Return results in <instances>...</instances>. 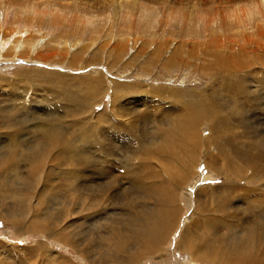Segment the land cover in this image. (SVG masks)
Instances as JSON below:
<instances>
[{
	"label": "bare ground",
	"instance_id": "1",
	"mask_svg": "<svg viewBox=\"0 0 264 264\" xmlns=\"http://www.w3.org/2000/svg\"><path fill=\"white\" fill-rule=\"evenodd\" d=\"M175 1L177 0H171L173 5L181 6L180 3H176ZM233 1L236 5H238L237 8L239 9V5H246L253 0H203L197 3L196 0H188L187 5L189 7L193 6L192 10H194L195 8H202L203 6L206 7L216 2L231 3ZM113 3L111 5H113L115 8L117 7L119 13L122 8H127V5H136L137 0H118ZM107 4L108 3H106V5ZM87 7L90 6L87 5ZM3 8L4 6L2 7V9ZM241 8L240 11H242ZM127 12L129 13V11ZM242 13H244V11H242ZM37 14L39 15V13ZM72 15L71 17L73 18ZM248 15H251V13H249ZM54 18L56 17L54 16ZM73 20H70V22ZM262 20L264 19L262 18ZM254 23L256 22L254 21ZM248 27L251 26L248 25ZM263 28H261V31L258 30L262 34H264ZM24 33L27 34L26 32ZM5 34L8 35L7 32ZM21 35L23 38L24 35ZM29 36L30 35L28 34L24 36V42L21 39L17 40V46L12 47L11 45L10 47L8 45L9 43L1 44L0 61L3 59L5 60L6 58H10L12 60L22 58L26 61H29L30 59H44L45 56H55L56 58V49L55 51L52 50L49 44H44V40H39L36 43L32 44L30 48L26 49L27 47L25 48L24 43L27 44V39L29 38ZM127 40H130V38ZM133 40H135V38ZM62 42L64 43L65 41ZM166 42L167 45H172L170 41ZM81 45H72L71 42L70 44L68 43L65 50L64 48H58L59 50L65 51L63 55L61 54L62 56L60 60L64 61L65 59H68L70 63H72L71 65L78 64L77 66L81 65L83 60L86 59L87 61L89 60V58L91 60L89 64H92L93 61L94 63H101V59L95 58L92 55H99L104 52V46H100L99 48L97 46L96 48H94L95 45L92 44H88L90 45L88 47ZM134 45H132V47ZM222 46L223 45L218 43V45H215V47H217L216 50L218 51V49H220L221 51ZM177 47H179V45L173 46L171 49H174V51L176 52V56L179 50ZM109 48L111 49L109 54H112V56L109 55V57H113L112 60L110 58L109 61H111V63L114 65L118 64L121 60V58H118L119 55L121 53L123 55L124 52L128 51L127 46H124L123 48L119 47L122 50L115 45ZM159 49H162L164 51L165 46L164 48L163 46H161L159 47ZM29 54L31 55V57L27 56ZM142 56H140L139 58H141ZM143 61L145 67L156 63L162 65L164 68L172 69L174 58L164 59L159 56L149 55L148 57L143 58ZM209 66L212 69L214 75H216L218 79L222 81L226 88L229 87L235 89L234 87L236 85L238 86V84H236L238 80L236 82H232L229 80V78L239 79L238 75L240 73L233 71V67L231 66V64L226 63L222 58V53L214 55L211 62H209ZM73 73L75 74L76 72ZM99 74L100 73H98V75ZM212 77L213 76H211V78ZM247 77L248 76H246L245 78ZM63 80V74H52L46 71L22 72L17 73L13 78L6 79L0 77V97H2V99L6 97L9 99L13 98V101H16L14 104L10 103V106L1 109H5V112L15 110L24 115L27 114L25 113L26 111L30 110L33 107L36 109L41 108L43 110H41L42 112L36 114L35 116L30 115L32 117V120L29 118L30 116L28 114L26 118L27 121H31L32 123L33 121H36L35 123L38 124H34L33 127H36L38 129L43 128L40 134H46L44 137H42V141L38 144L40 151H34V154L30 155L29 152L33 151V149L31 148H28L25 151L20 150V147L19 149L15 148L17 141L16 134L12 135V133L8 132L3 135L4 133H0L3 138L5 136L6 144H4L3 142L2 143L4 145H7L8 148V152L6 154L7 156H5V159L0 155L4 159V162H2L0 166V200L7 196L10 197V200L12 201L11 204L14 205L15 210L13 214H9L8 212L9 215L4 213L3 211H0V221L11 222V224L16 227L17 235L21 238H25V236L30 233H38L47 236L49 239H51V242L53 241V243L50 244H48L47 242H41L39 244H36L34 247L6 245L0 242V250L2 251V255H4L0 259V264H84L88 262L92 263V254L98 261L95 262V264H145L148 261H162L163 264L166 263V258L171 253L168 245L173 239V233L178 228L182 218H184L183 216L186 213V209L189 208L188 206H186L189 204H185L183 201L184 198L182 190L183 187L188 185L191 181L196 179L200 181L201 177L199 175L198 167H201L200 162L203 152L206 156L211 157V160H207V168L209 170H212L214 173H221L223 175L222 177L228 182L225 186L220 187H212L206 185L197 190L195 192L196 194L194 193L196 204L194 216L189 222H185L184 229L180 233L181 235L175 241V249L189 256V259L185 262V264H264V193H262L263 190H257L256 188L255 191H247L243 187L244 184L241 185L237 181L242 180L249 182L255 180L258 182V179H264V156L261 155L260 152V155L253 156V153H249V149L243 150L246 148H242L238 145L233 147L230 145V143H223V140L227 135L234 138L233 142L241 141V139H244L245 137H248V139L252 141L253 139L248 136L246 131H236V129L240 126V124H238L237 122V115L231 117L230 115L225 114L224 116L222 115L221 111H217L218 105L211 103V99L215 94H217L216 90L211 91L210 94L203 100L201 98L198 99L199 97H197L195 93V95L190 94L191 96H188L186 99H182L181 102H175L173 100L174 98L170 94L167 95L165 91L160 90L161 88L153 89L155 85H153L154 87L149 91L148 88L145 90H138L136 89L138 87L127 88L126 85L125 87L123 84H115L114 88L112 87V103L110 102L112 104V107L110 108L111 111L109 112L108 109L105 108L101 112L97 113L96 106L102 102V97L107 92L105 88H102L99 83H95L94 86H91L92 84H87V81H72L71 83H69V86L74 88L75 90H72V88L66 89V84H64L63 86L61 85V81L63 82ZM245 81L246 80H244V82ZM243 85L244 84H242V86ZM131 86H133V84ZM139 87L145 88V86L143 85ZM195 91L197 92V90ZM133 92H135L136 95L139 92H143V95L146 96L127 99L128 95ZM235 92H237V90H235ZM234 101L235 106L233 109L236 112L238 100L236 99ZM5 102L7 101L5 100ZM160 104H164L163 111L164 114H168L167 116L169 118L166 116L168 118V121L170 122L172 116L173 118H175V120H177L175 121L177 123H175V125L174 123H168V125L165 124L168 127L166 131L161 130L163 127H160L161 129L158 128L159 130H157L156 128V131H159V135L161 134L160 136L162 137H160L159 141L157 142L156 139L155 143H151L148 147L143 146V144H145L143 142V144H140L127 141L129 142L127 144L128 146L126 145L124 147L126 155L121 156V161L123 162L119 164V167L121 169H124L123 179L124 183L126 184L124 190L129 191V200L130 198H132V201L127 202V211H124V209L116 211L115 209L117 207L114 209V203L113 201H110L108 199V194H104L103 190H99L100 188L93 192L92 187L94 184L90 189L80 188L76 190L75 193L77 194L79 200H70L66 205H63L62 210L50 208V206H53V202L58 199L55 198V194L63 191L64 189H62L61 187L65 186L64 182L66 183V181H62L61 179L57 178V175L59 176L61 172L57 169L58 164L56 163V161L58 160L54 161V159L58 157L71 158L76 155H80L85 159L87 156L85 150L81 149L79 151V149L76 150L71 148V145L76 142V139L61 137L62 134L59 136L57 132L58 130L60 131L61 129L66 128V125H72L73 127L78 126V128L80 126L81 129L85 131L81 134L83 138H80L79 140L82 145H85L87 143L95 144L100 140L101 146L108 144L109 147L113 148L115 143L119 140H117V136L112 135L111 128H113L117 132H121L123 128H126L127 133L130 134L129 130L134 131L137 129L136 123L139 118L136 121L131 119L136 118L137 116L134 115L139 114L135 111H142L141 107L146 108V106H153L155 107V111H153V113H155L158 109H162L160 108ZM43 106H48L49 108L45 109L43 108ZM184 108H186L187 110L183 113ZM148 110L145 109L144 113L148 112ZM69 111H73L78 115H81V117L83 116V120L79 119L80 121H75L76 119L74 118H70L71 120H67L68 118L66 117ZM126 111H131L132 113L127 114ZM241 111L242 110H240V112ZM173 120L174 119H172V121ZM21 121L18 122L19 124L14 126L20 125ZM238 121L240 122V120ZM45 122H54L55 124L52 126H48ZM204 122L209 124L210 126L209 135H205L203 129L200 130V126ZM164 123H167V121H165ZM99 128L100 131L104 133L100 134L101 138L99 137V134H97V130ZM13 129H15V127ZM152 129L155 130V128ZM73 130L74 132L76 131L75 127ZM154 130L151 131V133H155L156 131ZM5 131H7V129ZM98 150L102 152V149ZM213 151L216 152L219 157H216V154L214 155ZM17 153L21 155V157L24 159V162H26V165H28L29 163L30 166H28L29 169H27L29 171L28 173H31L34 177L31 189L33 191V195L30 197L31 202L29 200L24 202L22 209H20L22 196L19 192H17V190H19V186L15 182L17 179V174H15V172L19 170V167L21 165V163L19 164L17 160ZM130 157L132 158L133 162L131 161L128 165H126V163L124 164V162H128L129 159H131ZM49 160L51 162H49ZM52 161L54 162V164ZM88 162L84 163L87 164ZM84 163H78L76 172H73L72 174L68 173V177H70L72 180L66 183L69 190H75L73 188L74 186H76L75 180L87 176V173L89 174L87 170H84V167L87 166H85ZM68 170L69 171L67 172H70V168ZM11 172H14V174H11ZM109 175L114 176L115 171L113 170L109 172ZM207 176L210 177V175ZM89 177L90 175L88 176V179ZM57 181L58 183L56 187L55 183ZM205 181H208V178H205ZM260 186H264V184L261 183ZM50 187L57 188V190L53 194H48L45 199H42L45 197V192H48ZM112 188L114 189L111 184V186L106 188V192L110 191V189ZM139 190L146 191V195H144L145 192L143 195L146 197V202H148L149 205L145 202L144 199V206L138 205L141 202L134 201V197H138L139 195ZM85 191L86 193L90 191V196L87 194H81V192ZM37 196L39 197L38 200H36ZM141 199L142 197L140 198V200ZM237 200H239V202H237ZM1 205H3L2 202ZM254 205H259L260 210H250L251 212L248 211L250 213L248 214L245 207L248 206L249 208H251V206ZM1 207L3 208V206ZM123 207L125 206L123 205ZM245 212L248 215V219L250 221L246 220ZM123 215L127 216H124V218L121 219V216ZM85 224L94 226L95 229L102 235L100 237V241L101 244L103 243L102 248L104 249L100 248L99 252H96L95 249L89 252L90 242L84 245L81 244V240L83 241V239H78L80 234L76 231V225L78 226V229H81ZM58 243L65 246L66 249L64 250L66 251L68 247L72 248V250L76 253V258H71L64 253L65 251L62 254L55 250L54 246L58 245Z\"/></svg>",
	"mask_w": 264,
	"mask_h": 264
},
{
	"label": "rangeland",
	"instance_id": "2",
	"mask_svg": "<svg viewBox=\"0 0 264 264\" xmlns=\"http://www.w3.org/2000/svg\"><path fill=\"white\" fill-rule=\"evenodd\" d=\"M103 1L108 4L106 5V3H104ZM112 1L116 2L118 0H93V1L92 0L91 1L90 0L89 1L88 0H81V1L80 0H0V8H1L0 9V45L9 43L8 45L10 47L11 45L12 47L17 46V40L21 39L24 42V38H25L24 36L28 34L30 36L27 39L28 40L27 44L24 43L25 48L27 47L26 49L30 48V46L36 43L37 41L44 40L45 41L44 44H49L50 48H52V50L54 51L56 49L55 52L57 53L56 58L55 56L54 57L45 56L46 59L45 58L36 59V60L30 59L29 61H26L25 59H22V58L15 59V60H12L10 58H6L5 60L3 59L0 61V77L3 79H6V78H13L17 73L46 71L52 74L53 73L63 74L64 80L63 82L61 81L62 83L61 85L63 86L64 84H66L65 86L66 89L72 88L69 86V83H71L72 81H77V82L87 81L88 82L87 84H90V85L92 84L91 86H94L95 83H99L102 88H105L107 90V92L102 97V102L96 106L97 113L101 112L105 108H107L109 112L111 111L110 108L112 107L111 103H112V93H113L112 89L114 88L115 84L116 85L123 84L124 86L126 85L127 88L138 87L136 88L138 90H145L148 88L149 91L150 89L154 87L153 85H155L153 89L161 88L160 90L165 91L167 95L170 94L174 98L173 100L175 102H179V101L181 102L182 99H186L188 96L195 95V93L197 97H199L198 99L201 98L203 100L210 94L211 91L216 90L217 94L213 96V98L211 99V103L218 105L217 111H221L222 115L224 116L225 114H228L231 117H233L234 115H237L236 116L237 122L238 124H240V126L238 125L239 127L236 129V131L237 130H239V132L246 131L248 136L253 139L252 141L248 139V137H245L244 139H241V141L233 142L234 138L232 136L227 135L225 139L223 140L224 141L223 143H230V145L233 147L238 145L242 148H246L243 150L249 149V153L251 154L253 153V156L260 155V153L261 155L264 156V137H263L264 136V110H263L264 109V52H263L264 51L263 49L264 48V34L259 32L262 30L261 28H263L264 26V20H262V18L264 19V9H262L264 8V0H258V1L253 0L247 3L246 5L244 4L239 5L240 8L242 6L241 10L244 11V13L240 11V8L239 9L237 8L238 5H236L234 1L231 3L230 2H225V3L216 2L206 7L203 6L202 8H195L194 10H192L193 6L189 7L187 5L188 0L175 1L176 3H180L181 6L173 5L171 0L169 1L168 0H151V1L150 0H137L136 5H127V8H122L118 13L117 7L115 8L113 5H111L113 3ZM199 1L201 2L203 0H196V3ZM80 2L83 3L84 5L81 4ZM49 3H52V4H49ZM87 5L90 7H87ZM3 6L4 8L2 9ZM127 11H129V13ZM126 12H127V15H126ZM37 13H39V15ZM71 13L72 14L74 13V14L72 15ZM249 13H251V15H248ZM71 15L73 16V18L71 17ZM54 16L56 18H54ZM74 16H76L77 19ZM57 17L59 18V20ZM70 20H73V21L70 22ZM245 21H246V25L249 23L248 25L251 27H248V25L246 27ZM254 21L257 24L254 23ZM71 26L73 27L74 30L72 29ZM6 32L8 33V35L5 34ZM24 32H26L27 34H25ZM21 34L24 35L23 38ZM128 37L130 38V40H127L129 39ZM134 38L135 40H133ZM62 41H65V42L63 43ZM166 41H170L172 45L168 44L169 45L168 46L166 44L167 43ZM71 42H72V45L82 44L81 46H87V47L90 46L88 44H92V45H95L94 48H96L97 46L98 48L100 46H104V50H103L104 52L99 54L100 56L98 54L92 55L95 58L101 59L100 60L101 63L99 62L94 63L93 61L92 64H89L91 61L90 58L87 61L86 59L83 60L82 62L83 64L81 63V65L79 66H77L78 64L71 65L72 63H70L68 59L61 61L60 58L65 51L59 50L58 48H64L65 50L68 43L70 44ZM218 43L223 45L221 48V51L220 49H218V51L216 50L217 47H215V45H218ZM114 45L117 46L118 48L119 47L123 48L124 46L128 47V51H127L128 53L124 52L123 55L121 53L118 57V58H121V60L116 65L112 64L111 61H109V59L111 58L109 57V55L112 56V54H109L111 50L109 47L114 46ZM132 45H134L135 47L134 46L132 47ZM177 45H179V47H177L179 50L176 56V52L174 51V49L173 50L171 49L173 46H177ZM161 46H163V48L165 46L164 51L162 49H159V47ZM221 53H222V58L224 59V61L226 63L231 64V66L233 67V71L241 74V75L240 74L238 75L239 79L229 78V80L232 82L234 81L236 82L238 80L236 82L238 86L236 85L234 87L235 89L229 88V87L226 88L224 84L222 83V81H220V79H218V77L214 75V73L212 72V69L209 66V62H211V60L213 59V56L221 54ZM147 55L148 56L155 55V56H159L164 59L174 58L172 69L164 68L162 65L156 64V63H153L145 67L143 58L148 57ZM27 56L31 57L30 54ZM140 56L142 57L139 58ZM37 60H39L40 62ZM73 72H76V73L74 74ZM98 73L100 74L98 75ZM245 75L248 77L245 78L246 77ZM211 76L213 77L211 78ZM244 80L246 81L244 82ZM238 82L241 84H239ZM132 84L133 86H131ZM242 84H244L243 85L244 87L242 86ZM142 85L145 86V88L139 87ZM202 89L203 90L205 89L206 91L205 90L203 91ZM72 90H75V89L72 88ZM195 90H197V92ZM235 90H237V92H235ZM248 92H251V93H248ZM141 93L139 92L136 95V93L133 92L130 95H128L127 99H133L139 96H146V95H143V92ZM6 98H3L4 99L3 100L2 97H0V133L2 134L4 133L3 135H5V133H8V132L12 133V135L16 134L17 141H16L15 148L19 149L20 147V150H23V151L27 150L28 148H31L33 149V151L29 152L30 155L34 154V151L35 152L40 151L38 144L42 141V137H44L46 134L44 133L40 134L43 128L38 129L36 127H33L34 124H38V123H35L36 121H33V123L31 121H27L26 117H27V114L29 116L30 115L35 116L36 114L42 112L43 110L41 108L36 109L33 107L30 110L26 111L25 113L27 114H24V115L15 110H12L10 112H5V109L2 110L1 108L8 107L10 106V103L14 104L16 102V101H13V98H10L11 100L9 98L7 99ZM236 99L238 100V105H237L236 112H235L233 108L235 106L234 100ZM5 100L7 102H5ZM152 107L153 106H146V108L141 107L142 111H137L135 109L136 110L135 112L136 113L138 112L139 114L134 115L137 117L131 118V119L134 121H136L138 118L139 119L137 120V123H136V128H137L136 130L131 131L128 129L130 131V134L127 133L126 128H123L121 132L120 131L117 132L116 130L111 128L112 135L117 136L119 138V139L117 138V140L119 141L115 143L113 148L109 147L108 144L101 146L100 140L96 142L95 144L87 143L85 145H82L79 142V140L80 138H83L81 134L85 131L82 130L80 126L79 128L78 126L77 127L74 126L76 129L75 132L73 130L74 127L72 125H66L67 127H69V128L66 127L67 130L66 128H64L65 127L64 126L63 127L64 129L60 130L62 133L58 130L57 132L59 136L62 134L61 137H66L69 139H76V142L74 144L72 143L73 145H71V148L76 149V150L79 149V151L81 149L85 150L87 156L85 159L82 158V156L80 155L73 156L71 157L72 159L68 157H58L54 159V161L58 160L56 161V163L58 164L57 169L58 171L61 172L59 176L57 175V178L61 179L62 181H66V183L72 181L71 178L68 177V173L72 174L73 172H76L78 163L81 164V163L88 162V161L89 162L87 164L84 163L85 166L87 165L86 167H84L85 168L84 170L85 171L87 170L89 174L87 173V176H84L78 180H75L76 186L73 187L75 190H69L67 188V184L64 182L65 186L61 187L64 190L55 194V198L56 199L58 198L57 199L58 201L55 200L53 202V206H50V208L62 210L63 205H66L67 202H69L70 200H74V201L79 200V198L77 197V194L75 193L76 190L80 188L90 189L92 185L94 184L92 187L93 192L100 188L99 190H103L104 194L106 195L108 194V199L110 201H113L114 204H116V205L113 204L114 209L117 207L115 209L116 211L123 210V209L124 211H127V207H128L127 202L132 201V198H130L129 200L128 194L130 193H128L129 191L124 190L126 187V184L124 183V179H123L124 169H121L119 167V164L123 162L121 161V156L126 155L124 147L129 142H132V143L135 142V143H140V144L145 143L143 144V146L148 147L150 146L151 143L152 144L155 143L156 139H157L156 140L157 142L159 141V138L162 137L160 136L161 134L159 135L160 132L156 131V128L157 130H159L163 127L161 130L166 131L168 129L167 127L168 123H174V125L175 123H177L175 122L177 120H175V118H173L172 116H171L170 122L168 121V118H169L167 116L168 114L167 115L164 114V111H163L164 104H160V108H162V109H158L160 112L157 110V112L153 113V111H155V107L153 108ZM43 108L47 109L49 107L43 106ZM145 109L147 110L149 109L148 112L144 113ZM186 110L187 109L184 108L183 113ZM240 110L242 111L240 112ZM126 112L127 114L132 113L131 111H126ZM31 116L29 117L30 119L32 118ZM66 118H68L67 120H71L74 118L76 119L75 121L83 120V116L81 117V115H78L77 113L73 111H69ZM172 119L174 120L172 121ZM19 120L20 121L22 120L21 124L18 126H14V125L19 124L18 123L20 122ZM238 120H240V122ZM165 121H167V123H164ZM45 123L48 126H52L55 124L54 122L53 123L45 122ZM143 123L145 124V127ZM151 123L153 126L151 125ZM14 127L15 129H13ZM209 127H210L209 124L204 122L200 126L201 128L200 130L203 129V132L205 133V135H209ZM152 128H155V130ZM6 129L7 131H5ZM153 130L156 132L151 133V131ZM70 131H73V132H70ZM44 132H47V131H44ZM25 134L27 137L25 136ZM97 134H99V137L101 138L100 134H104V133H102L99 128L97 130ZM5 140H6L5 136L3 138L0 135V155L4 159L6 158L5 156H7L6 154L8 152L7 145H4L6 144ZM98 149H102V152H100ZM213 153L214 155L216 154V157H219V155H217L216 152L213 151ZM17 155H16L17 160L19 164L21 163V165L19 167V170L15 172V174H17L16 176L17 179L15 182L19 186L18 187L19 190H17V192H19L22 196L21 205H20V209H22L24 202L28 200L30 201V197L33 195V191L31 189H32V183H33L34 177L31 173H28L29 171L27 169H29L28 167L30 166L29 163L28 165H26V162H24V159L21 157V155L18 153ZM1 156H0V166L2 162H4V159ZM73 159H76V160H73ZM208 159L211 160V157L206 156L205 153L203 152L201 156V162H200L201 167H198L199 175L201 177L200 181H198L197 179L193 180L191 181L192 183L190 182L188 185L183 187V190H182V194L184 198L183 201L185 204H189V205H186L189 208L186 209V213L183 216L184 218H182L178 228L173 233V239L170 241V244L168 245V248L171 250L170 251L171 253L166 258V263L164 264H185V262L189 259L188 255H185L184 253L177 251L175 249L174 244H175V241L178 239V237L181 235L180 233L184 229L185 222H189L194 216V213L196 210L195 209L196 208L195 197H194L196 194L195 192L199 190L201 187L206 186V185H209L212 187H218V186L220 187V186H225L226 183L228 182L222 177L223 175L221 173L219 172L214 173L212 170H209L207 168L206 163ZM131 161H132V158L129 159L128 162H124V164L126 163V165H128ZM49 162L51 161L49 160ZM67 168L68 169L70 168V172H67L69 171ZM113 170L115 171V175L114 176L109 175V172ZM11 174H14V172H11ZM26 175L28 176V178ZM89 175H90L89 177L90 180L88 179ZM207 175H210V177ZM205 178H208V181H205ZM237 181L241 185L244 184L243 187L247 191H255L256 189L257 190L261 189V191L262 190L264 191V186H260L261 183L264 184L263 182L264 179H258V182L255 180L249 181V182L242 181V180H237ZM256 182L258 183L259 186L257 185ZM57 183L58 181L55 183L56 187H57ZM111 184H112V187H114V189L112 188L110 189V191L106 192V188L111 186ZM113 184H115L116 186ZM56 190L57 188L50 187L49 191L45 192V197L42 199H45L46 196H48V194H53ZM140 191L141 190H139L138 197H134L135 198L134 201L141 202L138 205L144 206L146 202V197L144 196L146 195V191L144 190L141 191L142 194L140 193ZM263 191L262 193H264ZM89 192L86 193L85 191V192H81V194H87L90 196ZM141 197L142 199L140 200ZM38 198L39 197L37 196L36 200H38ZM143 199L145 200V202ZM1 202L3 205H1ZM237 202H239V200H237ZM11 203L12 201L10 200V197L7 196L5 198H2V200H0V207L3 206V208L1 207L0 211H3L6 214H8V212L9 214H13L15 210H14V205ZM146 203L149 205L148 202ZM123 205L125 207H123ZM245 208L248 214H250L249 212L251 211L260 210L259 205L251 206V208L246 206ZM129 211H130V208H129ZM124 216H127V215L121 216V219L124 218ZM245 216H246V220H249L246 212H245ZM76 227H77L76 231L80 234L78 239L80 238L83 239V241L81 240V244L84 245L90 242L89 252H91L94 249L96 250V252H99L100 248H102L103 246V243L101 244V241H100V237L102 235L95 229V227L91 226L90 224L89 225L85 224L81 229L80 228L78 229L77 225ZM0 242L6 245H16V246H21V247H34L36 244H39L41 242L43 243L47 242L48 244L53 243V241L51 242V239H49L47 236L43 234H38V233H30L27 236H25V238H21L16 233V227L13 226V224H11V222L9 221L7 222L0 221ZM54 248L55 250H57L58 252L62 254L65 251L64 253L70 256L71 258H76V253L70 247H68L66 251L64 250L66 249L65 246L58 243V245L54 246ZM2 256L4 255H2V251L0 250V259L2 258ZM91 258H92L91 259L92 263L88 262L84 264H95V262H98L96 260V257H94L93 254L91 255ZM148 262H146L145 264H153V263L163 264L162 261H148Z\"/></svg>",
	"mask_w": 264,
	"mask_h": 264
}]
</instances>
